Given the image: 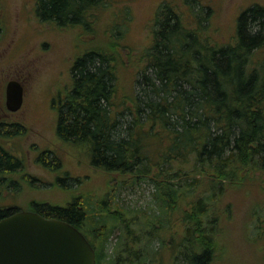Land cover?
I'll return each instance as SVG.
<instances>
[{
	"label": "trees",
	"instance_id": "trees-1",
	"mask_svg": "<svg viewBox=\"0 0 264 264\" xmlns=\"http://www.w3.org/2000/svg\"><path fill=\"white\" fill-rule=\"evenodd\" d=\"M100 1L37 0V13L45 21L80 22ZM171 8L167 3L156 15L131 107L116 101L114 58L103 49L76 58L73 86L59 106L58 134L86 144L92 165L123 174L125 186L153 184L146 208L120 202L118 188L96 203L76 197L67 206L34 204L81 229L96 264H151L166 249L172 261L214 264L217 196L227 184L264 174V56L254 57L264 47V5L241 12L229 43L211 42ZM18 166L0 147V183ZM18 210L4 209L0 218Z\"/></svg>",
	"mask_w": 264,
	"mask_h": 264
},
{
	"label": "rangeland",
	"instance_id": "rangeland-1",
	"mask_svg": "<svg viewBox=\"0 0 264 264\" xmlns=\"http://www.w3.org/2000/svg\"><path fill=\"white\" fill-rule=\"evenodd\" d=\"M167 3L211 42L229 43L241 12L264 5V0H101L89 6L80 22L65 24L39 17L37 0H0V80L5 85L14 78L22 80L27 88L24 108L13 117L19 126L6 127L14 134L21 167L18 174H9L15 184L2 189L0 205L32 210L36 203L67 206L76 197L96 203L113 188L127 205L152 204L150 181L122 185L123 174L92 165L90 148L60 137L57 125L59 106L73 86V64L90 50L112 55L116 101L133 105L138 79L148 65L145 53L153 43L156 15ZM263 56L264 47L254 57ZM150 144L154 152L159 150V143ZM216 202L211 211L212 218L217 217L214 264H264V174L227 184ZM176 223L179 229L180 220ZM173 261L166 249L151 264ZM174 262L183 264L181 259Z\"/></svg>",
	"mask_w": 264,
	"mask_h": 264
},
{
	"label": "water",
	"instance_id": "water-1",
	"mask_svg": "<svg viewBox=\"0 0 264 264\" xmlns=\"http://www.w3.org/2000/svg\"><path fill=\"white\" fill-rule=\"evenodd\" d=\"M22 93L18 81L8 83L11 110L22 106ZM0 264H96V252L74 224L24 209L0 218Z\"/></svg>",
	"mask_w": 264,
	"mask_h": 264
},
{
	"label": "flooded vegetation",
	"instance_id": "flooded-vegetation-1",
	"mask_svg": "<svg viewBox=\"0 0 264 264\" xmlns=\"http://www.w3.org/2000/svg\"><path fill=\"white\" fill-rule=\"evenodd\" d=\"M2 29L0 26V59L3 57V53H4V49L2 47ZM2 60V59H1ZM0 60V61H1ZM29 76H27L26 78H28ZM11 80H16L18 81L21 85H22V89H23V102H22V106L17 109V110H11L8 105H7V85ZM10 81L7 82V84L5 85L4 82L0 80V147L3 148L5 151H7L10 155H12L14 158H16L18 161H20V157L18 156V154L15 152L14 146L12 144V142H14V134H10L9 130L6 131V127L9 128V126H13L14 125H18L20 124V121H15L14 120V116L18 113H20L23 108H24V102H25V95H26V86L24 85V83L22 82V80H18V79H11ZM20 130L17 131V133ZM12 135L13 137H8ZM16 136V135H15ZM6 137V138H5ZM13 139V140H12ZM20 167L18 166L15 169H13L12 171H7L6 173H4V177L0 183V192L2 191L3 188H9L11 186V184H15V180L16 178H10V175H15L18 174L20 171ZM11 179V180H10ZM10 181V182H8ZM7 208H13V206H2L0 205V211H3L4 209ZM14 209V208H13ZM33 210V209H32ZM19 211V210H18ZM16 212V211H15Z\"/></svg>",
	"mask_w": 264,
	"mask_h": 264
}]
</instances>
